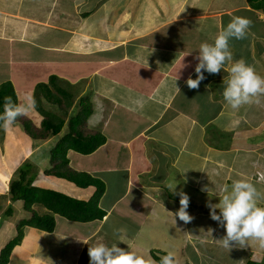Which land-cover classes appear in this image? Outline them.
I'll return each mask as SVG.
<instances>
[{"label":"crops","instance_id":"1","mask_svg":"<svg viewBox=\"0 0 264 264\" xmlns=\"http://www.w3.org/2000/svg\"><path fill=\"white\" fill-rule=\"evenodd\" d=\"M235 16L249 18L252 25L245 39L230 40L233 61L243 59L264 76V13L247 0H0V83L11 81L19 104L33 96L37 83L52 87L49 77L56 76L54 83L73 95L71 109L80 97L91 104L85 131L105 136L92 153H67L71 168L104 182L98 201L102 219L81 222L55 214L51 232L24 226L8 264H90L88 248L116 244L113 237L121 228L127 240L118 246L152 264L159 263L151 249L160 257L173 251L181 260L177 264H264V250L254 244L230 251L221 247L216 240L225 229L206 206L219 203L235 180L245 179L264 193V98L232 110L222 95L228 65L219 74L204 72L198 89L186 84L190 76L196 78L201 43H214ZM140 97L142 109L133 103ZM26 116L40 126L36 108ZM5 130L0 223L11 227L0 236V249L19 221L10 220L15 213L8 184L21 167H30L38 187L82 200L95 190L63 178L61 190L47 187L60 180L45 173L55 136L38 141L17 126ZM19 145L20 154L14 155ZM117 178L122 190L115 193L107 186ZM180 191L189 196L190 223L173 217ZM32 208L47 212L38 204ZM58 246L61 255H49Z\"/></svg>","mask_w":264,"mask_h":264},{"label":"clouds","instance_id":"2","mask_svg":"<svg viewBox=\"0 0 264 264\" xmlns=\"http://www.w3.org/2000/svg\"><path fill=\"white\" fill-rule=\"evenodd\" d=\"M251 25L252 21L249 18L232 17L226 28L215 37L214 43H201L198 55L195 57L198 61L195 66L196 78L190 76L186 81L189 89L199 88L200 83L206 78L204 72L219 74L228 65V77L223 79L225 87L222 93L226 104L232 110L239 111L245 105L261 102V98H264V76L257 74L243 59L233 61L229 43L233 38L245 39ZM175 85L179 90L176 82ZM133 103L142 109L145 101L140 97ZM35 107L36 100L32 95L26 96L24 102L19 104L13 103L11 97H6L3 113L0 114V127L9 128L19 117L26 116ZM223 191L224 194L219 196V203L209 202L206 205L210 209L211 219L218 222L226 232L216 241L228 251L233 247L244 248L253 244L264 250V206L260 204L264 200V193L258 191L253 183L245 179L233 181L230 190L225 187ZM177 194L180 197V208L175 214L172 213L173 217H178L184 223H190L193 217L187 211L189 196L183 191ZM126 233L127 230L124 228L116 230L119 243L126 244ZM88 255L90 264H152L145 256L121 248L118 244L108 246L98 243L88 248ZM159 264H177L175 253L168 251L161 257Z\"/></svg>","mask_w":264,"mask_h":264},{"label":"trees","instance_id":"3","mask_svg":"<svg viewBox=\"0 0 264 264\" xmlns=\"http://www.w3.org/2000/svg\"><path fill=\"white\" fill-rule=\"evenodd\" d=\"M247 2L252 8L259 9L264 13V0H247ZM55 79L54 75L49 77L52 87L40 82L34 89L35 108L42 115L40 126H35L27 116L19 117L16 122L32 139L42 141L55 136L49 148L51 165L45 171L46 174L63 178L78 187L94 186L95 190L88 200H82L57 190L38 187L32 184L33 177L29 176L30 167H21L18 170L17 178H12L8 187L11 199L21 200L23 209L28 211L29 215L19 220L16 225V235L0 249V264H8L12 249L22 240L24 226L51 232L56 224L55 214L81 222L102 219L105 215V211L98 205L99 198L105 191L104 182L86 171L71 168L67 156L69 150L81 154L94 152L105 142V136L99 131L87 133L84 129L92 111L87 97H80L75 108L71 109L72 93L57 86L54 83ZM6 97H11L13 103H17V96L10 80L0 83V114L3 113ZM56 106L59 108L57 111ZM34 204L41 205L47 209V212H37L32 208ZM150 255L159 263L161 257L155 254L154 250H150ZM246 264L255 263L249 260Z\"/></svg>","mask_w":264,"mask_h":264},{"label":"rangeland","instance_id":"4","mask_svg":"<svg viewBox=\"0 0 264 264\" xmlns=\"http://www.w3.org/2000/svg\"><path fill=\"white\" fill-rule=\"evenodd\" d=\"M19 48H22V47H19ZM33 51H34V53L36 54V53H41V51L39 50V49H36V48H33ZM14 126H17V127H20V131H22V127L20 126V124L18 123V122H15L12 126H10L9 128H12V127H14ZM8 129V128H7ZM5 129L3 128V127H0V139L1 138H3L4 137V135H5ZM15 134H16V132H15ZM17 135V134H16ZM17 138H18V136H17ZM3 146V145H2ZM20 146L21 145H19L17 148H15V154L14 155H19L20 154V150H21V148H20ZM51 146V145H50ZM3 149L4 150H1V152H0V156H2V160L3 159H6V158H8V152H7V146L6 145H4L3 146ZM9 165H11V164H9ZM15 175V174H14ZM13 178H17V175H15ZM51 179H54V178H52L51 177ZM121 180V178H117L116 179V181H115V183H113V184H109L107 187H111V189L115 192V193H117L118 191H121L122 190V187H120L121 186V182H122V180ZM57 181H59L57 184H51V183H47L46 185H47V187H59L60 188V190H61V183H66L64 180H61V178H60V180H57ZM1 186V185H0ZM1 188V187H0ZM61 192V191H60ZM104 201H106V200H104ZM18 203V204H17ZM18 205H20V207H18ZM11 206V205H10ZM11 208L14 210V215L11 217V221H16V220H20V218H23V217H25L26 216V212L22 209V207H21V202L19 201V200H13V204H12V206H11ZM22 212V214H21V217L19 218L18 216H19V213L18 212ZM117 211H119V210H117ZM59 217H61V216H59ZM116 217V212L111 216V221H112V219L113 218H115ZM2 221V220H1ZM19 222V221H18ZM17 222V223H18ZM118 222V221H117ZM112 224V223H111ZM115 224V223H114ZM17 225V224H16ZM16 225L15 226H13V228H11V232H12V237L11 238H13L15 235H16V233H17V231H16ZM58 226H61V225H58ZM11 226L10 225H8V223H6V222H4V221H2L1 223H0V236H2V234H4V232H6V230L7 229H9ZM1 231H3V232H1ZM114 238V242L116 243V244H118L119 246H122L121 245V243H119V240H118V238H116V237H113ZM5 244V243H4ZM158 244H162V243H160L159 241H158ZM58 245H60V244H58ZM168 248V247H167ZM46 253V252H45ZM52 255L53 257H59L60 255H61V246H58V248H54V251L52 252V253H49V255ZM46 255L47 256H49L48 255V253H46ZM150 257V256H149ZM179 258V257H178ZM176 260H179V261H181L180 259H176ZM156 262V261H155ZM219 264H226V262H224V260L222 261H220L219 262Z\"/></svg>","mask_w":264,"mask_h":264}]
</instances>
